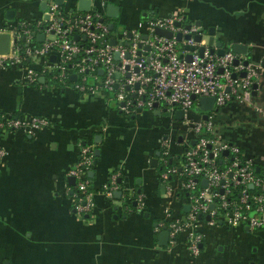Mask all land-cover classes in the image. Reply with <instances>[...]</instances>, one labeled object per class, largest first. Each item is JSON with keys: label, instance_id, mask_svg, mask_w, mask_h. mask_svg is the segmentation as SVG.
<instances>
[{"label": "crops", "instance_id": "1", "mask_svg": "<svg viewBox=\"0 0 264 264\" xmlns=\"http://www.w3.org/2000/svg\"><path fill=\"white\" fill-rule=\"evenodd\" d=\"M49 1L0 0V31L10 33L18 20L33 21ZM76 2L63 0L59 7L71 10ZM109 2L120 6L117 17L127 27L150 16L183 15L205 32L200 43L212 30L224 49L258 66L249 101L234 99L207 114L215 136L238 143L257 170H264V0H91V8L106 13ZM109 18L114 24L116 17ZM24 75L21 66L0 68V111L44 117L47 123L31 132L0 131V264H264V227L204 218L197 254L189 251L183 232L173 244H161L164 229L154 227L165 209L183 218L188 207L159 175L161 137H168L172 153L184 148L186 124L175 111L126 113L113 98L56 83L30 85ZM203 112L190 115L199 119ZM82 144L93 145L95 156L89 175L94 206L87 212L73 205L68 179ZM111 173H118L121 186L144 194L142 209L104 200L101 187Z\"/></svg>", "mask_w": 264, "mask_h": 264}, {"label": "built area", "instance_id": "2", "mask_svg": "<svg viewBox=\"0 0 264 264\" xmlns=\"http://www.w3.org/2000/svg\"><path fill=\"white\" fill-rule=\"evenodd\" d=\"M110 21L105 12L96 8L64 10L56 0H50L39 17L18 20L12 26L9 48L0 52V68L24 67L25 81L30 85L56 83L113 98L126 113L136 108L165 107L171 114L176 109L183 110L184 148L172 153L168 137L162 136L158 155L160 179L167 182L175 198L189 206L183 218L172 217L168 207L166 217L157 221L154 228L167 229L169 244L183 232L189 251L197 254L203 239L199 221L206 215L211 223L263 228L264 172H258L254 159L245 156L239 144L214 135L211 114L199 119L190 115L193 104L197 109L203 95L214 97L213 108L223 107L233 99L249 101L258 66L249 61L245 64L246 57L228 48L221 54L211 52L208 46L202 53L196 47L188 50L185 44L197 43L193 35L203 31L180 14L142 18L120 31L114 30V25L110 28ZM157 26L171 30L173 36L157 34ZM177 31L191 36L179 41L174 35ZM38 33H43L42 39L37 38ZM179 42L184 43L183 47ZM188 52L190 58L185 57ZM72 73L74 79L70 78ZM46 123L44 117L0 111V131L31 132ZM3 153L0 147V155ZM94 157L93 145L82 144L68 169V174L75 176L72 203L80 212L94 206L88 174ZM117 189L122 190L119 198L114 195ZM101 191L108 203L117 199L121 206L131 208L128 205L134 199V207H144V194L131 191L125 184L121 186L118 173L109 175Z\"/></svg>", "mask_w": 264, "mask_h": 264}, {"label": "water", "instance_id": "3", "mask_svg": "<svg viewBox=\"0 0 264 264\" xmlns=\"http://www.w3.org/2000/svg\"><path fill=\"white\" fill-rule=\"evenodd\" d=\"M62 1L63 0H56V2L59 3V4H62ZM74 6H75L74 7L75 9L80 10V11L89 10L91 8V0H77L76 4ZM119 11H120V6L119 5H117L116 3H113V2L107 3V5H106V14L109 17H117L119 15ZM11 12H12V10H11ZM177 24H178V22H177ZM197 24H199V23L197 22ZM113 25L114 24L112 22L109 23L110 28H112ZM186 27H189V23L186 24ZM155 32L157 34H160V35H165V36H169V37L173 36V32L171 30L166 29V28H162V27H158V26L155 27ZM204 34H205V32L195 33L193 35V39L197 43H194V44L187 43V44H185V47L188 50H190V51L193 50L196 47L199 53H202L206 46L209 47V50L211 52L216 51L217 53H220V54L224 52L225 49L223 47V42L221 40H215L214 39V33H213L212 30H209L206 33V35H208L206 43H199ZM174 35H175L176 39L179 40V41L182 39V37L190 38V36H191L190 33L182 35L181 32H179V31H177ZM43 36H44L43 33H38L37 34V38H39V39H42ZM75 37H77V35H75ZM9 42H10V33L7 32V31H0V52H6L8 50ZM111 42H114L113 38L111 39ZM233 48L236 51H242L241 47H239V45H237V44H235ZM242 52H244V50ZM180 55L183 56L182 53ZM115 56H117V53H115ZM185 57L186 58H190L191 57V53L190 52L186 53ZM51 58L54 59V54L51 55ZM236 61H237V59H235V62ZM244 63L245 64L248 63V59L247 58L244 59ZM242 74H244V72H242ZM42 78L43 77H41V79ZM70 78L74 79L75 78V74L72 73L70 75ZM136 85H137V83H136ZM253 86H255V85L253 84ZM193 98H194V96H193ZM198 102H199L198 108L204 111L203 114H202V117L203 118H207V116H208L207 110H211L214 107L213 106L214 97L213 96L203 95V96H201L199 98ZM157 105H158V103L155 102L154 106H157ZM156 110L158 111L157 107L155 108V111ZM163 110H166V108L164 107ZM182 115H183V110L182 109H176L175 110V117L181 118ZM178 138H179V140H182V133H179ZM97 152H98V149H97ZM224 152L226 153L227 151L225 150ZM152 160H153L154 165H155L156 164V158L153 157ZM92 172L93 171L90 170L89 171V175ZM68 179L71 181L72 184L75 183V176L69 175ZM118 180L120 181V179H118ZM120 194H121V189L115 190L114 195H115L116 198H119ZM188 208H189V206L187 207V209ZM205 217L209 218V215H206ZM159 236L161 238L163 237V239L161 241L162 242L161 244L166 245L167 244V239H168V231H167V229H164L163 231H161L159 233Z\"/></svg>", "mask_w": 264, "mask_h": 264}, {"label": "rangeland", "instance_id": "4", "mask_svg": "<svg viewBox=\"0 0 264 264\" xmlns=\"http://www.w3.org/2000/svg\"><path fill=\"white\" fill-rule=\"evenodd\" d=\"M113 20H114V30H116V31H120L122 28H124V26L125 25H121L122 23H121V17H116V18H112ZM120 19V20H119ZM110 20H111V18H110ZM110 95H112V93H110ZM213 105H214V102H213ZM193 108H192V110H195V108L197 107L195 104H193V106H192ZM201 109H199V108H197L196 109V111L197 112H202V111H200ZM209 113L211 112L210 110L208 111ZM162 114L164 115H168V113L166 112V111H163L162 112ZM117 202H118V200H117ZM226 230H227V232L228 233H233L232 231H233V229H227L226 228ZM234 234V233H233ZM236 235L234 234V237H235Z\"/></svg>", "mask_w": 264, "mask_h": 264}, {"label": "trees", "instance_id": "5", "mask_svg": "<svg viewBox=\"0 0 264 264\" xmlns=\"http://www.w3.org/2000/svg\"><path fill=\"white\" fill-rule=\"evenodd\" d=\"M51 82H53L52 80H51ZM234 100V99H233ZM232 101V100H231ZM230 102V101H229ZM238 144V143H237ZM241 147V146H240ZM258 172H264V170H258ZM119 181V180H118ZM119 183H121V180L119 181ZM72 186H74V184H72ZM121 192H122V190H121ZM122 198V197H121ZM132 201L133 200H131L130 202H129V205L128 206H133L134 207V204L132 203Z\"/></svg>", "mask_w": 264, "mask_h": 264}]
</instances>
